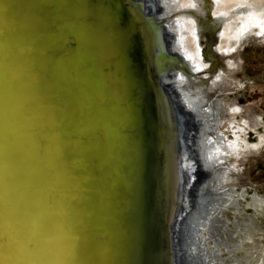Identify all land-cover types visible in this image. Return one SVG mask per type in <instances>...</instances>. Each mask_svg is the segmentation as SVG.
Masks as SVG:
<instances>
[{
	"label": "water",
	"instance_id": "obj_1",
	"mask_svg": "<svg viewBox=\"0 0 264 264\" xmlns=\"http://www.w3.org/2000/svg\"><path fill=\"white\" fill-rule=\"evenodd\" d=\"M112 2L0 0L16 22L0 21V264H80L74 255L85 236L94 254L81 264H150L157 247L160 264H183L181 225L202 175L186 166L195 161L194 117L168 83L179 60L155 0H117V21L131 25L135 37L128 82L114 40L102 59L94 56L96 38L83 40L81 14ZM128 109L146 123L151 146L146 211L136 219L123 213L126 193L110 197L134 171ZM84 180L91 203L75 188ZM6 228L39 243L45 255L12 257Z\"/></svg>",
	"mask_w": 264,
	"mask_h": 264
},
{
	"label": "bare ground",
	"instance_id": "obj_2",
	"mask_svg": "<svg viewBox=\"0 0 264 264\" xmlns=\"http://www.w3.org/2000/svg\"><path fill=\"white\" fill-rule=\"evenodd\" d=\"M193 2L194 0H155L159 14L158 19H165V28L170 40V52L174 53L175 58L179 60V70L176 69L178 72L175 74V79L172 82H166L173 86L180 103L194 117V126H192L190 133L191 148L193 155H195V161L193 160L192 162L190 159L191 163H189V159L186 160V166L190 169L195 167L200 169L199 171L202 175L195 188L196 192L192 195V212L181 225L180 247L184 249L181 250V261L183 264H222L219 253L223 248L230 254L229 259H226L223 264H240L238 257H232L231 254L239 250L245 242L246 239L243 240V235L248 223H238L237 217L242 216L243 211L240 209V203L232 198V191L227 193L220 192L221 190L225 191L224 189L229 187L230 183L227 182L230 181L231 171L226 174L225 170H227L228 166L221 165L218 162L219 159L211 155V150L214 147V141L211 138L214 137L215 140L221 138L218 134L217 126L222 123L225 111L221 106L223 102L222 96L218 99V96L209 94L208 90H214L219 94H224L225 92L226 94L228 88L224 87V79H227L228 75L225 74L223 78L221 77L222 79H216L215 72L220 61L218 60L219 64L216 63L217 59L212 55L208 56V54H206L207 58L209 61L214 62V65L211 63V65L209 64L206 67L208 70H203L200 63L203 59L200 49L194 43L192 37L189 36V33L191 24L198 27L193 19H199L202 27L207 32H215V34L219 32V37H217L219 38L217 39L218 48L216 47L219 52L223 49L231 52L232 48L236 49L232 53L235 54L249 38H253V40L263 39V36L248 37L247 34L254 29L257 30L258 34L264 31V0H208V2L203 0L202 6L204 8L196 13L197 16L195 15V17H193L192 11H190L191 6H189ZM207 5H210V9ZM204 9H207L213 16V19H209L210 24L213 23L210 27H206L204 23L206 20L201 18L202 14L205 13ZM88 15L82 11L81 19L85 25L80 29L84 30L83 33L87 35L83 40L96 38L97 47L95 51L91 52L94 56L102 59L107 49L106 42L115 41L116 36L110 30H106L104 25H102V29H99L96 24H91L88 21ZM206 47L207 44L205 47L202 46V49L205 50ZM112 49L114 52V48ZM215 50L214 46H212L211 51L215 53ZM134 100L136 105H138L141 102V97L139 96ZM212 124L213 126H211ZM205 131L208 134L212 132L214 136L207 135L204 133ZM135 142L137 144L136 140ZM232 151L233 156L238 152L236 150ZM164 173L161 171L159 173L161 180L165 176ZM161 180L158 179L160 185L161 183L163 184V180ZM207 180H212V184L208 186L204 182ZM168 197H170L169 191ZM252 201L254 209H262L256 198H253ZM228 209H232L235 213L234 222H231L227 216L221 215L222 211ZM249 225H252V223L250 222ZM204 232H206L207 238L203 235ZM206 242H212L214 251L208 249L209 245ZM157 248H154L150 254V264L161 263L160 252Z\"/></svg>",
	"mask_w": 264,
	"mask_h": 264
},
{
	"label": "rangeland",
	"instance_id": "obj_3",
	"mask_svg": "<svg viewBox=\"0 0 264 264\" xmlns=\"http://www.w3.org/2000/svg\"><path fill=\"white\" fill-rule=\"evenodd\" d=\"M202 2L203 0H194L192 4L194 7H190L193 17L204 8ZM204 10L205 15L202 14L201 18L206 20L205 26L210 27L213 23L211 25L209 19H213V16L207 9ZM193 21L198 27L191 24L189 36L200 49L203 58L200 63L203 70H208L206 67L211 63L214 65V62L207 58L206 54H208L217 59L216 63L220 61L215 72L216 79L219 80L225 74L228 75L227 79H224L225 86L223 85L228 88L226 94L208 90L209 94L218 96V99L221 96L223 98L221 106L225 114L222 123L217 126L221 138L215 140L212 132L204 133L213 137L211 139L214 141V147L211 155L218 158L221 165L228 166L225 170L226 174L229 171L232 173L229 177L230 181L227 182L230 183L229 187L220 192L232 191V198L240 203V209L243 211L242 216L237 217L238 223H248L243 235L245 242L231 255L237 256L240 264H264V31L258 34L254 29L247 34L248 37L263 36V39L249 38L241 46L239 45L240 48L235 54H232L236 49L231 48V52L224 49L219 52L217 49L219 32L216 33L217 35L215 32H207L199 19H193ZM206 44L207 47L203 50L202 46L205 47ZM212 46L216 49L215 53L211 51ZM233 56L235 57L232 58ZM232 150L238 151L234 154L235 156L232 155ZM204 182L209 186L213 181ZM253 198L257 199L261 210L253 208ZM221 215L227 216L231 222H234L236 218L232 209L222 211ZM250 222L252 225H249ZM203 235L207 238L206 232ZM206 244L209 245V250L214 251L212 242H206ZM219 254L222 264L230 257L223 248Z\"/></svg>",
	"mask_w": 264,
	"mask_h": 264
},
{
	"label": "snow or ice",
	"instance_id": "obj_4",
	"mask_svg": "<svg viewBox=\"0 0 264 264\" xmlns=\"http://www.w3.org/2000/svg\"><path fill=\"white\" fill-rule=\"evenodd\" d=\"M117 0L107 5H100L90 10L88 21L95 25L98 20L103 21L104 28L111 30L114 35L118 32V36L114 41V58L119 63L121 70L124 72L125 81L128 82V73L130 71L129 60L132 58V47L135 37L132 35V26L125 27V21H117L116 12ZM194 7V5H189ZM210 9V5H207ZM52 5L46 6V9L41 11L44 14L52 9ZM13 11L7 5L0 6V21L9 23L11 26L15 25V20L12 16ZM2 34V33H0ZM41 81H37L39 84ZM51 87H56L52 85ZM55 97L53 96V100ZM71 100L66 101L70 106ZM128 125L133 129V138L136 139L137 144L135 148L136 156L134 161V171L131 177H123L121 184L113 185L110 197H119L121 193H126L128 199L124 203L123 213L131 215L133 219L140 217L146 211L147 189L150 177V163H151V146L148 139V131L146 123L141 125L136 118L134 110H130L127 115ZM87 168V165H85ZM80 171L77 170L73 174V178L80 177ZM75 188L83 192L86 199L91 203V197L87 195L89 189L87 187V180L75 185ZM77 200L76 196L72 197V201ZM86 231V228H85ZM4 247L9 254L16 259H39L45 255L39 243H34L31 240H22L18 232H12L8 228L5 229L2 236ZM94 249L87 238L84 237V244L82 248H77L74 259L82 262V259L88 256H93Z\"/></svg>",
	"mask_w": 264,
	"mask_h": 264
}]
</instances>
